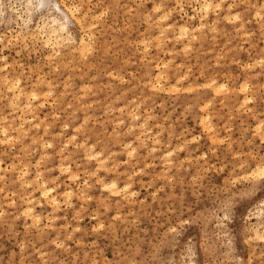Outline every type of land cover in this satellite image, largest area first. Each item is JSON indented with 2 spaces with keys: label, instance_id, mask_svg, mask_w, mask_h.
Wrapping results in <instances>:
<instances>
[{
  "label": "rangeland",
  "instance_id": "rangeland-1",
  "mask_svg": "<svg viewBox=\"0 0 264 264\" xmlns=\"http://www.w3.org/2000/svg\"><path fill=\"white\" fill-rule=\"evenodd\" d=\"M18 1L0 0V129L13 135L0 133V264H264V0H212L208 12L203 0H58L73 10L61 44L48 42L50 12ZM183 24L194 37H179ZM5 75L20 79L19 99ZM25 101L35 119L19 126Z\"/></svg>",
  "mask_w": 264,
  "mask_h": 264
},
{
  "label": "bare ground",
  "instance_id": "bare-ground-1",
  "mask_svg": "<svg viewBox=\"0 0 264 264\" xmlns=\"http://www.w3.org/2000/svg\"><path fill=\"white\" fill-rule=\"evenodd\" d=\"M18 1V0H17ZM204 1V3L202 4L203 6L202 7H204V11H206V12H208L209 11V9H210V7H211V5H212V0H203ZM19 2V1H18ZM20 2L23 4V6L25 7L26 6V9H28V10H26L27 12H31V11H33V10H36V9H45V10H48V12H50V15H51V17H48L49 18V20H50V18L53 20L52 21V23H55V25L53 26V28H51L50 29V27L52 26V24L50 25H48V28L50 29V33L48 32L47 34L49 35L48 37L50 38L51 36V34L53 33V36H55V40L58 42L59 40L61 41L64 37V35L65 34H67V35H69L70 34V30H69V22H73V10H71L70 8V10L72 11L71 12V14L68 12V8H67V6L65 7V8H67V10L64 8V3H60L58 0H20ZM181 2V1H180ZM179 4V2H177V5ZM216 4V3H215ZM219 4V3H218ZM229 5H230V3H228ZM2 5V4H1ZM7 6H9V5H7ZM154 6V8L156 7L155 5H153ZM217 6H219V5H217ZM20 7H21V5H20ZM158 7V6H157ZM201 7V5L199 6V8ZM228 7V6H227ZM1 8V7H0ZM78 8V7H77ZM198 7H197V9H199ZM217 8V7H216ZM229 8V7H228ZM9 9H13V8H11V6L9 7ZM14 9H16V8H14ZM214 9V8H213ZM79 10V9H78ZM78 10H76V11H78ZM47 12V13H48ZM166 12V11H165ZM164 12V13H165ZM170 12V11H169ZM203 12V11H202ZM29 14V13H28ZM46 14V13H45ZM83 14V13H82ZM87 14V13H86ZM207 14V13H206ZM205 14V15H206ZM161 15V14H160ZM165 15V14H164ZM163 15V18L165 17ZM226 15V14H225ZM237 15V14H236ZM19 16V15H18ZM30 16V15H29ZM80 16V15H79ZM83 16V15H82ZM159 16V15H158ZM162 16V15H161ZM160 16V17H161ZM167 16V15H166ZM45 16L43 15V18H44ZM75 17V20H77L76 18H78V16L76 17V16H74ZM226 17H227V15H226ZM229 17V16H228ZM46 18H47V16H46ZM80 18V17H79ZM95 18H96V16H95ZM232 18H234V17H232ZM31 19V18H30ZM234 19H236V18H234ZM49 20H48V22H49ZM80 20H81V18H80ZM227 20H230V17H229V19H227ZM77 21H79V20H77ZM28 22V21H27ZM32 22V21H31ZM51 22V21H50ZM49 22V23H50ZM79 23H80V21L78 22V25H79ZM209 23V22H208ZM28 24V23H27ZM202 24V23H201ZM42 25V24H41ZM92 26H93V24H91ZM90 25V26H91ZM171 25V24H170ZM169 25V26H170ZM83 26V25H82ZM85 26V25H84ZM89 26V27H90ZM204 26V25H203ZM40 27H42V26H40ZM38 28L39 30L41 29V28ZM43 27L45 28V25L43 24ZM43 27H42V29H43ZM166 27V26H165ZM168 27V26H167ZM179 27V26H178ZM199 27H201L200 25H199ZM34 28V27H33ZM48 28H46L47 30H49ZM162 28V27H161ZM194 28V27H193ZM87 29V28H86ZM162 29H164V28H162ZM35 30V29H34ZM45 30V29H44ZM44 30H41L40 32H42V31H44ZM46 30V31H47ZM178 33L180 34H178L179 35V37L180 36H183V35H188V34H190L191 33V28L189 27V25L188 24H183V25H181L179 28H178ZM214 30V29H213ZM88 31V30H87ZM86 31V32H87ZM85 32V31H84ZM45 33V32H44ZM88 33V32H87ZM87 33H84V34H87ZM162 33V32H161ZM160 33V34H161ZM32 34V36L34 37V35H33V32L31 33ZM35 34V33H34ZM192 35H193V37H194V33H191ZM177 35V36H178ZM44 36H46V34H44ZM92 36V35H91ZM159 36V35H158ZM189 36V35H188ZM81 37H82V35H81ZM81 37H79V39L81 38ZM86 37V36H85ZM89 37V36H88ZM157 36L155 35V38H156ZM212 37V36H211ZM17 38V37H16ZM154 38V39H155ZM46 39V38H45ZM158 39V38H157ZM169 39V38H168ZM178 39V38H177ZM68 40V39H67ZM70 40V39H69ZM81 41H80V44L84 47V45L86 44V48H87V41H85V40H87L86 38H85V40L82 38V39H80ZM158 40H160V39H158ZM49 41H51V38L50 39H48V42ZM63 41V40H62ZM79 41V40H78ZM85 42V44L83 45V43ZM87 42V43H86ZM92 42H93V40H92ZM53 43V42H52ZM56 43V42H55ZM54 43V44H55ZM59 43V42H58ZM46 44V43H45ZM57 44V43H56ZM59 44H61V42L59 43ZM89 44V43H88ZM158 44L159 43H157L156 45L158 46ZM90 45V44H89ZM57 46V45H56ZM187 46H190V45H187ZM187 46L184 44V46H182V48H183V50L184 49H187ZM90 47V46H89ZM186 47V48H185ZM86 48L84 49L86 52H85V54L87 53V50H89V49H87L86 50ZM92 47H90V49H91ZM75 49V48H74ZM82 48H80L79 49V51H81L82 53L84 52V50L82 51L81 50ZM58 50V49H57ZM59 51V50H58ZM56 52V51H55ZM58 53V52H57ZM82 55H84V54H81V56ZM80 57V56H79ZM2 59L4 58V56L3 57H1ZM263 60V59H262ZM261 61V60H260ZM253 63H255V64H259V63H256V62H253ZM166 64V63H165ZM254 64V65H255ZM156 65H157V63H156ZM155 65V66H156ZM159 65V64H158ZM158 65L156 66V67H158ZM253 64H251V66H252ZM258 67V66H257ZM158 74V75H157ZM164 74V71H161V72H158V73H155V82L156 83H161L162 81H161V78H163V75ZM112 75V74H111ZM6 76V75H5ZM180 76V75H179ZM168 77V76H167ZM2 78H4V77H2ZM11 78V77H10ZM15 78V77H14ZM16 78H17V76H16ZM39 78V77H38ZM44 79V78H43ZM149 79V78H148ZM3 80V82L2 83H4V85H5V87H9V88H7V89H13V91H14V89H15V87H17V86H19V90H18V92H17V99H19L18 98V95H22V90H21V88H20V79L19 78H17V79H14V80H16L15 82H13V80L12 79H9V77H5L4 79H2ZM177 80V79H176ZM213 80L214 79H212V82H213ZM47 83H49L48 81H46ZM148 82H150V81H148ZM211 82V81H210ZM212 82H211V84H212ZM46 83V84H47ZM156 83L154 84V82H153V84H152V86H149V88L151 87H153L154 86V88H156V87H158L159 88V86H156ZM222 83V82H221ZM66 84V83H65ZM145 84V83H144ZM173 84V83H172ZM172 84H171V89H172ZM207 84H209L210 85V83H208L207 82ZM206 84V85H207ZM223 84V83H222ZM222 84L220 85L219 84V86H220V89L219 88H216V90L213 88V92H214V90L217 92H220V90H225V87H224V89H222L221 88V86H222ZM245 84V83H244ZM51 84H49V85H47L48 87L50 86ZM227 85V84H226ZM246 85V84H245ZM244 85V87L243 86H241V87H243L244 88V90L243 91H245V90H247ZM14 86V87H13ZM25 86V85H24ZM34 86V85H33ZM53 86V85H52ZM156 86V87H155ZM173 86H175V84L173 85ZM212 86H213V84H212ZM263 86H264V84H263ZM22 87V86H21ZM26 87V86H25ZM164 87V86H163ZM168 87V86H167ZM176 87V86H175ZM178 87V86H177ZM176 87V90L175 91H177L178 90V88ZM215 87V86H214ZM216 87H218V86H216ZM223 87V86H222ZM4 88V87H3ZM190 89H191V87H189ZM243 88H239L241 91H242V89ZM170 89V90H171ZM186 89V88H185ZM187 89H188V87H187ZM160 90V89H159ZM169 90V88H168V90L167 91H170ZM174 90H171L172 92L174 91ZM226 90H228V89H226ZM162 91V90H161ZM166 91V92H167ZM242 91V92H243ZM4 92H5V90H4ZM25 92V91H24ZM28 92H32V93H34L33 91H28ZM28 92H27V95L26 96H30L31 95V93L30 94H28ZM39 92V91H38ZM45 92V91H44ZM52 92V91H51ZM217 92V93H218ZM222 92V91H221ZM42 93V92H41ZM45 93H47V92H45ZM75 93V92H74ZM44 93H42V95H43ZM51 93H47V95H50ZM13 95L14 94H12V96H11V98L13 97ZM25 95V94H24ZM32 95H34V97L32 98V99H35V98H37L36 96H37V92L36 93H34V94H32ZM39 95V94H38ZM46 95V94H45ZM28 96V97H29ZM247 96V95H246ZM27 97V98H28ZM32 97V96H31ZM44 97H46V96H44ZM17 99H14V100H10L11 101V105H13L14 103H16L15 104V106L13 105V106H11V107H13L12 109L13 110H16L17 108H20L21 109V112L23 111L24 112V108L22 107V103H18L17 101H15V100H17ZM26 99V98H25ZM247 99V101L248 100H250L251 99V97L250 96H247V97H242V100H243V103H245L244 101ZM26 100H29V98L28 99H26ZM32 101V100H31ZM26 102V104H23V105H25V107H27L28 109L30 108V106H31V104H29L30 102H28V101H25ZM44 103V101L42 100L41 101V103L40 104H43ZM209 103V102H208ZM39 104V103H38ZM205 104H207V101L205 102ZM204 104V106H206ZM82 105V104H81ZM209 105V104H208ZM242 106V105H244V104H239L238 105V107L239 106ZM37 106V105H36ZM240 106V107H241ZM239 107V108H240ZM122 109V108H121ZM120 109V110H121ZM132 109V108H131ZM133 110V109H132ZM131 110V111H132ZM248 110H249V108H248ZM29 111H31V115H30V117L29 118H27V117H25V115H24V117H25V121H22L21 123H20V125H19V123H18V125L19 126H23L25 123H27V121L26 120H29V121H33L34 119H35V113L33 112V108H30L29 109ZM28 111V112H29ZM12 112H14V111H12ZM129 112H130V110H129ZM133 112V111H132ZM132 112L130 113V114H132ZM134 113H135V111H134ZM23 114V113H22ZM21 114V115H22ZM203 114V113H202ZM5 115V114H4ZM133 115V114H132ZM131 115V118L133 117V119H137V114L135 113V115H133L132 116ZM205 115V114H204ZM23 116V115H22ZM1 117H2V115H1ZM201 117H202V115H201ZM208 117V116H207ZM206 117V118H207ZM3 118V117H2ZM4 118H5V116H4ZM3 118V119H4ZM3 119H1V120H3ZM20 119V118H19ZM6 120V119H5ZM11 120H13V118L11 119ZM202 120V121H201ZM203 120H205V117H202V119H200V121H201V123L203 122ZM205 122V121H204ZM206 122H207V119H206ZM262 122V121H261ZM141 123H143V122H141ZM141 123H139V126L141 125L142 126V124ZM11 124V123H10ZM138 124V123H137ZM210 124V123H209ZM261 124V123H260ZM204 125H205V123H204ZM257 125V124H256ZM258 125H259V123H258ZM257 125V126H258ZM19 126H17V127H19ZM33 126V125H32ZM45 126H46V124H45ZM44 126V127H45ZM203 126V125H202ZM257 126H255V128L257 127ZM9 127H11V125L9 126ZM129 127V126H128ZM206 127V126H205ZM208 127V126H207ZM210 127V126H209ZM212 127V126H211ZM260 127L261 126H258V129H260ZM2 129H0L1 131H0V133L4 136V138L3 139H5V141H6V139H11V138H13L12 136V134L11 133H9L8 132V130H9V128L8 127H5V126H3V127H1ZM47 128V127H46ZM28 129V128H27ZM76 129V128H75ZM126 130H127V128H125ZM130 129H132V125H131V128ZM203 129H204V127H203ZM208 129H210V128H208ZM212 129V128H211ZM257 129V128H256ZM15 130H16V128H15ZM151 130V129H150ZM11 131H12V129H11ZM22 131H24L23 129H22ZM27 131V130H26ZM145 131V130H144ZM149 131V130H148ZM258 131V130H257ZM143 132V131H142ZM145 132H147V131H145ZM255 133H256V130H255ZM258 133V132H257ZM0 134V135H1ZM53 134V133H52ZM17 135V134H16ZM258 135H259V133H258ZM23 136V135H22ZM142 136V135H141ZM149 136V135H148ZM17 137V136H16ZM140 137V136H139ZM195 137V136H194ZM211 137V136H210ZM215 137V136H214ZM2 138V137H1ZM19 138V137H18ZM73 138V137H72ZM191 139V138H190ZM195 139V138H194ZM211 139H212V137H211ZM216 139H220V138H216ZM13 139H11V142H13L12 141ZM15 140H17V138L15 139ZM33 140V139H32ZM156 140V139H155ZM154 140V141H155ZM192 140V139H191ZM214 140V139H213ZM212 140V141H213ZM262 140L264 141V136L262 137ZM262 140H260V141H262ZM3 141V140H2ZM9 141V140H8ZM157 141V140H156ZM215 141V140H214ZM213 141V142H214ZM218 141H221V140H218ZM43 142V141H42ZM223 142V141H222ZM221 142V143H222ZM67 143H68V141H67ZM67 143H65V144H67ZM142 143V142H141ZM45 144V143H44ZM48 145H49V143H47ZM127 144V143H126ZM127 145H130V143H128ZM43 147H44V145H42ZM49 146H51V145H49ZM91 146V145H90ZM46 148V147H45ZM85 148V147H84ZM132 148H134V147H132ZM153 148V147H152ZM86 149V148H85ZM84 149V150H85ZM101 149V148H100ZM61 150H62V148H61ZM132 150V149H131ZM130 150V151H131ZM134 150V149H133ZM136 150V149H135ZM148 150H149V148H148ZM34 151V150H33ZM129 151V150H128ZM129 151V152H130ZM172 151V150H171ZM99 152V151H98ZM88 153V152H87ZM97 153V152H96ZM112 153V152H111ZM127 153V152H126ZM44 154V153H43ZM85 154H86V152H85ZM131 154H133V151L131 152ZM165 155L167 154V153H164ZM169 154V153H168ZM94 155V154H93ZM95 156V155H94ZM84 157H86V155L84 156ZM87 157H89V156H87ZM90 157H92V155H90ZM89 157V158H90ZM128 157V156H127ZM107 160V159H106ZM37 162H39V160H36ZM101 161V160H100ZM99 161V162H100ZM18 163H20V162H18ZM38 164V163H37ZM241 165V164H240ZM239 165V166H240ZM62 166V165H61ZM97 166V165H96ZM13 167V166H12ZM98 167V166H97ZM255 167V166H254ZM2 163H1V159H0V171L2 170ZM26 168V167H25ZM60 168H62V167H59V169ZM102 168V167H101ZM105 168V167H104ZM4 169H7V168H4ZM16 169V168H15ZM21 169V168H20ZM106 169V168H105ZM255 169H256V171H257V176L259 175H264V161H261V162H259V163H257L256 164V167H255ZM17 170H18V168H17ZM23 169H21L20 171H18L17 172V177L20 179V180H23V182L24 183H26L27 185L26 186H28V181H27V176H28V170H26V171H22ZM63 171H67V172H69V177H70V179L72 180L73 178H75V176L76 175H74L73 173H75V172H71V169H70V165L68 164L67 166H65V168H64V170ZM62 171V172H63ZM253 171V170H252ZM255 171V172H256ZM89 173V172H88ZM259 173V174H258ZM76 174V173H75ZM3 176V175H2ZM1 176V177H2ZM131 176V175H130ZM0 177V178H1ZM36 177H37V184H36V186L34 185L33 187L34 188H39V192H40V196L42 197V198H44L45 200V202L46 203H48L53 209H56V208H58L59 207V199H58V197H57V194L53 191V189L51 188V187H49V186H47V184L45 185V183H44V180H39L38 178H40V177H42L41 176V174L40 173H37L36 174ZM99 177V176H98ZM35 179V178H34ZM31 185V184H30ZM57 185V184H56ZM100 187L102 188V189H108L112 194H115V195H119L121 192H120V188H118V186H117V183L116 182H114V181H111V182H109V183H107V182H102L101 184H100ZM124 187V186H123ZM125 188H127V187H125ZM1 189V188H0ZM94 189V188H93ZM2 190V189H1ZM123 190V189H122ZM124 191V190H123ZM32 192V191H31ZM64 192V191H63ZM74 190H72V189H70V188H67V189H65V195H64V198H65V200L68 202V203H72V199H73V197H74ZM132 192V191H131ZM131 192L129 193V194H131ZM8 193V192H7ZM82 194V193H84V190H81V191H79L78 193H76V195L78 196V194ZM128 194V193H127ZM8 195V194H7ZM75 195V196H76ZM76 196V197H77ZM126 196V195H125ZM124 197V196H123ZM130 197H132V196H130ZM31 198V197H30ZM34 199V198H33ZM36 199V198H35ZM10 202H13V199H12V201L10 200ZM14 203V202H13ZM262 203H263V201H262ZM264 206V205H263ZM26 208L24 209V210H26L27 212H28V214L29 215H31V217H32V220H33V222H37L38 221V219L40 218H38L37 219V216L34 214V212L32 211L33 210V207L31 206V205H29V204H27L26 206H25ZM47 209V208H46ZM24 210H23V212H24ZM260 211L262 212V211H264V207H262L261 209H260ZM260 211H259V213H260ZM22 212V211H21ZM23 212H22V214H23ZM0 213H3V211H2V209H0ZM26 213V212H25ZM261 215V214H260ZM27 217V216H26ZM30 217V216H29ZM28 217V218H29ZM260 218V217H259ZM40 220V219H39ZM33 225V224H32ZM260 228V227H259ZM256 233V232H255ZM256 236H258V233H257V235ZM262 236V235H261Z\"/></svg>",
  "mask_w": 264,
  "mask_h": 264
}]
</instances>
